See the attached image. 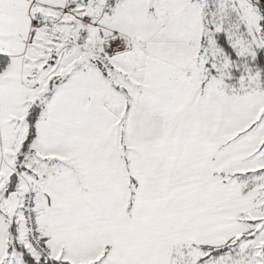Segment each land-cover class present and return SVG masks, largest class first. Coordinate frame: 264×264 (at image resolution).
<instances>
[{"label": "snow or ice", "instance_id": "obj_1", "mask_svg": "<svg viewBox=\"0 0 264 264\" xmlns=\"http://www.w3.org/2000/svg\"><path fill=\"white\" fill-rule=\"evenodd\" d=\"M0 264H264V0H0Z\"/></svg>", "mask_w": 264, "mask_h": 264}]
</instances>
